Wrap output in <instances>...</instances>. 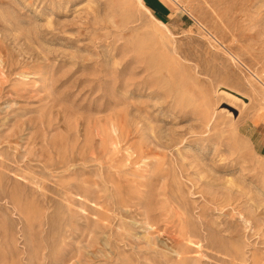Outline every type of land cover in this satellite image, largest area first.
I'll list each match as a JSON object with an SVG mask.
<instances>
[{
	"label": "rangeland",
	"instance_id": "1",
	"mask_svg": "<svg viewBox=\"0 0 264 264\" xmlns=\"http://www.w3.org/2000/svg\"><path fill=\"white\" fill-rule=\"evenodd\" d=\"M142 4L0 0V264H264V0Z\"/></svg>",
	"mask_w": 264,
	"mask_h": 264
},
{
	"label": "bare ground",
	"instance_id": "2",
	"mask_svg": "<svg viewBox=\"0 0 264 264\" xmlns=\"http://www.w3.org/2000/svg\"><path fill=\"white\" fill-rule=\"evenodd\" d=\"M136 3L137 4H139L140 5V7H142V8H144L148 13H149V15L151 16V17H153L154 18V16H153V14L150 12V10L148 9V8H146L145 6H144V4H142V0H136ZM155 19V18H154ZM159 24H162V22L161 21H159L158 22ZM225 94H227V95H231V97H233L234 99H240V97H238V96H236V95H232V94H230V93H228V92H225ZM241 94V93H240ZM232 98V99H233ZM67 166H68V164H67ZM66 167V166H65ZM67 168V167H66Z\"/></svg>",
	"mask_w": 264,
	"mask_h": 264
},
{
	"label": "water",
	"instance_id": "3",
	"mask_svg": "<svg viewBox=\"0 0 264 264\" xmlns=\"http://www.w3.org/2000/svg\"><path fill=\"white\" fill-rule=\"evenodd\" d=\"M233 110V109H232ZM235 112V110H233Z\"/></svg>",
	"mask_w": 264,
	"mask_h": 264
}]
</instances>
